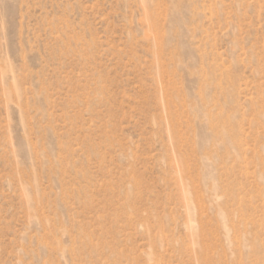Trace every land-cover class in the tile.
<instances>
[{
  "label": "rangeland",
  "instance_id": "374dc122",
  "mask_svg": "<svg viewBox=\"0 0 264 264\" xmlns=\"http://www.w3.org/2000/svg\"><path fill=\"white\" fill-rule=\"evenodd\" d=\"M0 264H264V0H0Z\"/></svg>",
  "mask_w": 264,
  "mask_h": 264
}]
</instances>
